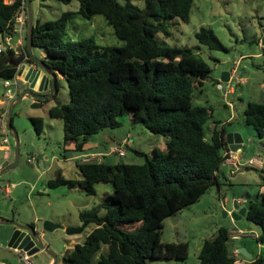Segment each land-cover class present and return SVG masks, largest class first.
<instances>
[{
	"label": "trees",
	"instance_id": "obj_1",
	"mask_svg": "<svg viewBox=\"0 0 264 264\" xmlns=\"http://www.w3.org/2000/svg\"><path fill=\"white\" fill-rule=\"evenodd\" d=\"M192 2L144 0L140 6L134 0H79L77 11L64 10L54 19L35 22L33 46L44 48L43 59L61 71L69 85L70 102L49 108L50 116L63 120L64 143L73 141L72 149L84 152L92 136L120 126L126 114L166 136V149L155 146L144 162L79 158L80 181L61 171L49 179V186L79 184L88 194L96 193L98 182L111 181L114 185L100 203L80 211L85 225L94 223V227L83 242L68 248L63 264H150V258L188 256L187 241L163 239L165 220L197 201L211 185L219 187V168L225 161L224 151L229 149L225 126L218 128L214 119V125L207 127L211 108L193 100L194 87L201 85L211 66L190 46L169 44L159 35L170 34L166 20L178 16L187 21ZM20 3L0 0L1 34L11 31ZM75 12L87 18L103 14L124 43L101 44L92 35L68 37V22ZM195 36L209 48L227 50L211 26L201 25ZM29 56L26 30L18 50L0 49V76L14 77ZM56 80L58 91V75ZM243 115L245 124L261 137L264 101L248 100ZM30 118L41 133L44 118ZM260 176L261 189L248 198L244 217L259 226L255 238L264 243V163ZM104 244L107 250L101 251ZM197 257L198 264L234 263L229 227L219 225L205 237ZM252 263L264 264V251Z\"/></svg>",
	"mask_w": 264,
	"mask_h": 264
},
{
	"label": "rangeland",
	"instance_id": "obj_2",
	"mask_svg": "<svg viewBox=\"0 0 264 264\" xmlns=\"http://www.w3.org/2000/svg\"><path fill=\"white\" fill-rule=\"evenodd\" d=\"M134 2L144 6V0H134ZM31 6L36 22L38 19H54L64 10L77 11L79 0L68 3L62 0H31ZM165 24L170 29V34L165 35L160 32V37L172 45L190 46L211 66V71L202 79L201 85L193 89L194 102L206 104L212 110L207 120V127L213 126L215 119L218 128L225 126L227 136L232 132L240 133L245 138L240 153L242 160L264 156V133L259 137L250 125L245 124L243 115L248 100L264 101V43L262 42L264 0H193L187 21L176 16L166 20ZM201 25L211 26L227 50L209 48L200 43L195 31ZM91 35L101 44L124 43L103 14L97 13L92 18L84 17L80 13L74 14L68 22V37L79 39ZM33 54L43 58L44 48L34 46ZM236 59H238L237 75L240 72L242 75L233 76L232 80L227 81L222 74L232 68ZM218 81L222 83V88L218 87ZM58 83L59 89L55 95L43 99L26 95L14 106L13 123L20 138V157L16 165L0 175V216L20 221L28 219L29 222H33L40 232L44 231L45 242L58 255L55 264H63V255L68 248L74 246L76 242H83L94 227V223L85 225L80 218V211L100 203L104 193L113 191L114 185L111 181L98 182L94 194L86 193L79 184L75 187L66 184L49 186V179L55 177L59 171L66 177L80 181L82 175L77 160L84 158L76 156L77 152L70 147L69 142L64 143L63 120L49 114L52 105L60 102L69 103L71 99L67 79L60 76ZM28 85L20 79L18 87L12 85V88L19 95ZM230 85L233 87L232 92L225 94L224 90ZM50 89L51 87L48 86L40 92L45 94ZM6 91L4 78L0 76V98H6ZM36 101L38 104L33 105ZM6 107L7 104H0V112ZM32 115H40L44 118V128L41 133L37 132L30 118ZM6 119L7 114L5 117L0 115V146L8 131L4 124ZM121 120L120 126L105 128L97 135L106 133L118 142L119 139L128 136V132H132L134 136L128 137L129 141L124 145L126 153L111 151V146L106 147L108 153L101 158L112 163L144 162L146 154L152 155L154 145L164 150L160 138L164 136L163 134L154 133L142 123L132 121L128 114L123 115ZM207 127L206 136L209 138L210 131ZM97 135L86 143V149L94 146L93 141ZM108 141L112 142V139ZM10 143L14 147V153L7 165L15 159V138L11 135ZM136 149L145 153H138ZM4 155L5 150L0 147V164L4 160ZM231 168H233L231 163L223 162L219 168L222 182L219 187L217 184L211 185L200 200L184 206L178 213L165 220L163 239L169 241L178 237L183 238L189 244L188 256L184 259L150 258V264H198L197 253L202 239L211 236L219 225L230 226L237 220L250 223L259 230L256 223L244 216L234 217L231 211L233 200L238 196L245 199L253 198L261 189L260 168L253 164H243L242 171L235 173L230 171ZM7 186H10L9 191L6 190ZM223 210L227 211V214H224ZM47 221L57 226L53 230H47L45 229ZM82 226L83 229L80 231L73 233L68 231L69 228L79 229ZM13 228V224L0 223V260H6L9 264H26L8 245ZM245 232L248 235L242 238L248 239L245 242L252 246L255 255L258 254V241L248 228ZM242 238H238L234 244L238 246L239 242L243 241ZM105 250H107L106 244L102 246L101 251ZM239 255L245 259L249 258L243 250H240ZM50 257L47 251L40 250L32 255V264H49ZM245 264L249 263L245 262Z\"/></svg>",
	"mask_w": 264,
	"mask_h": 264
},
{
	"label": "water",
	"instance_id": "obj_3",
	"mask_svg": "<svg viewBox=\"0 0 264 264\" xmlns=\"http://www.w3.org/2000/svg\"><path fill=\"white\" fill-rule=\"evenodd\" d=\"M28 10V27H27V41H28V50L30 56L27 57L20 66L18 75L27 82L28 87L24 91L15 96L9 104L7 119L5 125L8 128V132L11 136L15 138V159L12 163L1 169L0 175L7 171L10 167L16 165L20 157V138L18 130L16 129L13 123V109L14 106L26 95H33L36 98H46L51 95H55L57 92V73L64 75L61 71L51 68L43 58L34 56L33 54V33H34V17L32 12L31 0L26 2ZM262 42L264 43V36L262 37ZM35 64V65H33ZM242 72H240V76ZM229 76V70L224 71L222 77L227 80ZM50 85L51 89L48 93H41L43 89H47ZM37 101L33 105H37ZM228 146L232 150H239L243 137L240 133H230L226 135ZM233 210L231 214L234 217H240L245 215L246 210L249 207V199L244 200L243 204H240L236 199L233 200ZM224 214H227V211L223 210ZM0 223H10L14 225L12 230L8 245L12 248H17L19 250L25 251L30 255L34 253L45 250L47 251L53 260L49 264H55L58 261V255L51 249L49 244H47L43 238V234L37 229L35 224L23 223L15 218H5L0 217ZM57 224L47 221L45 224V229L53 230ZM83 229V226L79 229H68L69 232L73 233L75 231H80ZM240 250L245 251L243 247Z\"/></svg>",
	"mask_w": 264,
	"mask_h": 264
},
{
	"label": "crops",
	"instance_id": "obj_4",
	"mask_svg": "<svg viewBox=\"0 0 264 264\" xmlns=\"http://www.w3.org/2000/svg\"><path fill=\"white\" fill-rule=\"evenodd\" d=\"M35 22V21H34ZM18 36H16V38H17ZM25 40V39H24ZM23 43H24V41H22V44L21 45H19L20 47L23 45ZM242 54H240V56H241ZM33 65H35V64H33ZM18 74V73H17ZM57 75L60 77V76H63V75H61L60 73H57ZM237 77H240V74H238L237 75ZM24 80V79H23ZM26 82V81H25ZM50 86V85H49ZM16 95H18V92L16 93L15 92V95L12 97V98H9V97H7V95H6V98L5 97H3V98H0V104H7V107L6 108H2V111L0 112V115L2 116V117H5L6 116V114L8 113V108H9V104H10V100L11 99H13ZM3 120H5L4 118H3ZM4 124H5V122H4ZM6 126V125H5ZM4 126V127H5ZM103 131V130H102ZM232 133H236V132H232ZM100 134V133H99ZM97 135V134H96ZM127 135L128 136H125V137H123L121 140L119 139V141L118 142H121V141H123L125 138H130L132 135L134 136V134L132 133V132H128L127 133ZM95 136V135H94ZM94 136H92V138L94 137ZM243 137V136H242ZM161 139H162V142H161V145H162V147H164V150L166 149V136H163V137H160ZM110 139H112V142H109L108 140H110ZM128 141H129V139H128ZM116 141H115V138H113L111 135H109V134H106V133H103L102 135H97V137H95V140L93 141V144H94V146H92L90 149H86L84 152H81V153H78L77 151V154H76V156L78 157V156H80V157H84L83 159H85V155H87V154H100V155H103V156H105V155H107V153H108V150H106L107 148L106 147H111L114 143H115ZM118 142H116V143H118ZM244 142H245V138H243V142H242V144H241V146H240V148H239V150H235V151H237L238 153H241V150H242V146H243V144H244ZM71 145H70V147L71 148H73L74 147V145H75V143L73 142V141H70L69 142ZM105 143H109L108 145H106ZM128 143V142H127ZM1 145L2 146H0L2 149H4L5 150V155H4V160H3V162L0 164V169L3 167L4 168V166L5 165H7V163H9V160H10V158L12 157V154L14 153V147L12 146V144H10V147H5L4 146V143L2 142L1 143ZM155 146H158V145H154V147ZM111 149V148H110ZM260 157H262V156H260ZM263 159V158H262ZM264 160V159H263ZM226 163H230V162H228V161H224V164H226ZM6 167V166H5ZM232 167H233V165H232ZM242 165L241 166H238V167H233V168H231L230 169V171H234V173L235 172H238V171H242ZM259 168H261V167H259ZM6 190L7 191H9L10 190V186H7L6 187ZM203 195V194H202ZM201 195V196H202ZM201 198V197H200ZM200 198L198 199V200H200ZM246 199H248V198H246ZM245 198H241V197H237V200H238V202L240 203V204H243V202H244V200H246ZM197 200V201H198ZM196 202V201H195ZM225 207H226V205H225ZM229 209H231V208H229ZM232 210H233V206H232ZM244 216V215H243ZM0 217H2V216H0ZM18 221H20V220H18ZM20 222H23V223H31V224H34L33 222H29L28 221V219L27 220H21ZM228 227H229V233H230V237H231V246H232V251H234V250H237V254L235 255V262L234 263H239V264H245V262L246 263H249V264H253L252 263V261L255 259V257L257 256V255H261L262 253H263V251H264V243H262V242H259L258 241V243H257V248H258V250H259V253L258 254H254V252H253V248H252V246H250L248 243H246L247 242V240L248 239H246L245 240V238H242L243 236H246L247 237V235L248 234H246V232H245V229H247L248 228V230H250V231H252V232H255L256 234H258V232H259V230H257L256 228H254L252 225H250V223H246V222H244V221H234L233 223H231L230 224V226L228 225ZM12 230V229H11ZM43 235H44V231L42 230V232H41ZM213 234V233H212ZM238 238H242V242H239V244H238V246H236L235 244H234V242L238 239ZM255 238V237H254ZM204 239V238H203ZM203 239H202V241H203ZM178 240H183V238H180V237H178L177 239H173V240H169V241H178ZM255 240H256V238H255ZM166 241H168V240H166ZM246 241V242H245ZM257 241V240H256ZM241 247H243L244 249H245V251H246V253L248 254V256H249V258L248 259H245V258H243V257H241V255H239V252H240V249H241ZM14 252H17L18 253V255H19V252L15 249V248H12V247H10ZM53 260V258L52 257H50L49 258V260H48V263H50L51 261ZM0 264H9V262L8 261H6V260H0Z\"/></svg>",
	"mask_w": 264,
	"mask_h": 264
},
{
	"label": "built area",
	"instance_id": "obj_5",
	"mask_svg": "<svg viewBox=\"0 0 264 264\" xmlns=\"http://www.w3.org/2000/svg\"><path fill=\"white\" fill-rule=\"evenodd\" d=\"M7 2H14L15 0H6ZM27 0H21L20 3V10L18 13L15 15L13 19V27L10 32H7L5 35L0 33V49L1 48H6V47H12L15 48L16 50L19 49V45L22 44V41L25 39V34L26 30L28 27V10H27V5H26ZM16 36H18L16 38ZM234 65L232 68L229 70V76L227 81L232 80V77L237 76L238 73V67H237V62L238 59L234 60ZM22 79L21 76L16 74L12 78H4V84L7 86V91L6 95L9 98H12L15 95L14 89L12 88V85H16L18 87L19 80ZM218 87L222 88V83L217 82ZM233 87L230 85L226 90H224V93H229L232 92ZM128 138H125L123 141L114 143L111 147V151L118 152L119 154H125L126 153V148L125 144H127ZM3 143L5 147H10V135L8 131H6V135L3 138ZM224 154L226 155L225 161L230 162L233 167H238L243 164H253L257 167H262L264 160L262 158H253L250 157L246 161L241 159L240 153L237 151H233L230 148L228 150L224 151ZM85 160L88 159H101L102 155L100 154H87L85 155ZM96 156V157H93ZM225 201V200H224ZM251 235L256 237L257 234L255 232L251 231ZM19 252V259L25 261L26 264H32V255L28 254L25 251L19 250L15 248ZM234 255L237 254V250L232 251Z\"/></svg>",
	"mask_w": 264,
	"mask_h": 264
}]
</instances>
